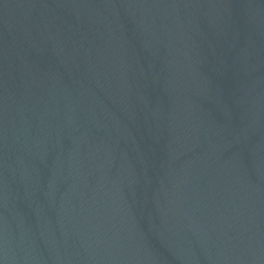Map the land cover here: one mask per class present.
<instances>
[{"label":"water","instance_id":"1","mask_svg":"<svg viewBox=\"0 0 264 264\" xmlns=\"http://www.w3.org/2000/svg\"><path fill=\"white\" fill-rule=\"evenodd\" d=\"M0 264H264V0H0Z\"/></svg>","mask_w":264,"mask_h":264}]
</instances>
